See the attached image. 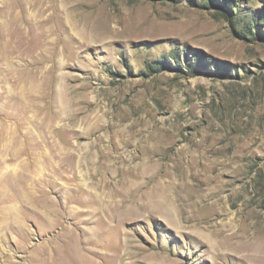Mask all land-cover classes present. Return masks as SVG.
<instances>
[{"label": "rangeland", "instance_id": "obj_1", "mask_svg": "<svg viewBox=\"0 0 264 264\" xmlns=\"http://www.w3.org/2000/svg\"><path fill=\"white\" fill-rule=\"evenodd\" d=\"M262 245L264 0H0V264Z\"/></svg>", "mask_w": 264, "mask_h": 264}, {"label": "bare ground", "instance_id": "obj_2", "mask_svg": "<svg viewBox=\"0 0 264 264\" xmlns=\"http://www.w3.org/2000/svg\"><path fill=\"white\" fill-rule=\"evenodd\" d=\"M162 191V190H161ZM164 194V193H163ZM168 207V206H167ZM248 242V241H247ZM260 245V244H259ZM258 247V246H256ZM258 252L264 253V245L261 246V249L258 248ZM264 255V254H263Z\"/></svg>", "mask_w": 264, "mask_h": 264}]
</instances>
